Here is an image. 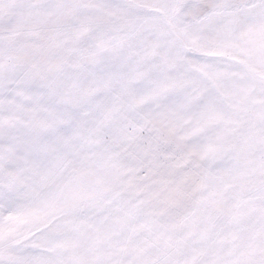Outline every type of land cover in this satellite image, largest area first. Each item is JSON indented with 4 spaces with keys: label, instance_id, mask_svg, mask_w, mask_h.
I'll return each mask as SVG.
<instances>
[{
    "label": "snow or ice",
    "instance_id": "snow-or-ice-1",
    "mask_svg": "<svg viewBox=\"0 0 264 264\" xmlns=\"http://www.w3.org/2000/svg\"><path fill=\"white\" fill-rule=\"evenodd\" d=\"M0 264H264V0H0Z\"/></svg>",
    "mask_w": 264,
    "mask_h": 264
}]
</instances>
